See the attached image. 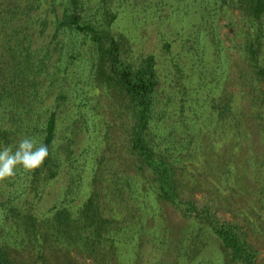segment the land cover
Segmentation results:
<instances>
[{"label":"trees","instance_id":"16d2710c","mask_svg":"<svg viewBox=\"0 0 264 264\" xmlns=\"http://www.w3.org/2000/svg\"><path fill=\"white\" fill-rule=\"evenodd\" d=\"M45 1L0 0V148L15 150L24 137L49 147L40 168L17 166L13 177L0 181V264H25L17 248L28 240L38 245L32 264L72 249L100 256L103 264H137L150 245L163 255L151 260L155 264H206L194 255L197 240L177 238L169 227L154 224L156 215L164 218L154 200L172 205L198 228H210L230 262L257 264L258 250L244 229L219 219L183 190L184 174L201 164L195 129L200 124L190 118L197 109L189 108L196 104L189 97L198 93L200 80L171 104L157 55L132 54L129 37L116 28L119 7L133 0H52L62 14L53 19L51 48H34L35 26L50 23L34 14ZM143 1L150 2L146 17L161 15L164 1L137 0L135 6ZM194 1L206 20L226 6L237 9L243 38L237 47L255 73L249 85L264 86V0H178L170 23L187 27ZM208 27L217 35L214 25ZM165 41L168 49L171 43ZM257 90L253 94L264 104V89ZM210 101L220 119L232 110L218 97ZM59 177L65 179L60 193L42 208ZM142 210L153 217L152 225ZM126 244L131 249L123 261Z\"/></svg>","mask_w":264,"mask_h":264},{"label":"rangeland","instance_id":"374dc122","mask_svg":"<svg viewBox=\"0 0 264 264\" xmlns=\"http://www.w3.org/2000/svg\"><path fill=\"white\" fill-rule=\"evenodd\" d=\"M51 1H45L40 9L34 11L35 15L41 14L50 22L45 27L42 23L35 26L37 35L34 48L44 51L46 47L51 48L48 41L54 29L53 19L57 14H62L60 6L55 7ZM163 1L165 3L161 15L148 17L143 10H146L150 2L145 4L143 1L144 4L135 6L137 0H133L130 6L121 5L120 24L116 28L123 29L129 37L132 54L157 55L162 86L165 93L173 97L171 104L178 102L181 90L194 91V81L200 80L198 93L194 92L189 97L195 99L196 104L192 103L189 108L197 109V116L191 115L190 118L198 120L200 124L195 129L198 138L196 144L202 148H199L202 152L199 157L201 164L184 174L183 190L199 206L209 205L219 219L240 225L248 240L258 250L257 264H264V104L253 94L257 89H264V86L261 82L254 83L255 89L249 85L255 73L247 55L237 47L243 40L240 16H237V9L226 6L218 16L206 20L194 1V9L191 7L188 14L190 23L183 28L170 23V16L175 13L178 0H159L160 3ZM93 2L96 4L98 1ZM180 5H186V1ZM200 25H204L203 29L206 30H200L201 37L195 39ZM208 25L215 26L217 35L211 34ZM165 40L171 43L168 49L164 48ZM172 60H176L178 68H175ZM178 80L179 83L174 86L172 83ZM212 97H218V102L232 107L225 119H220L217 112H212ZM207 99L208 103L202 105ZM195 129L191 131L193 134ZM64 182V177H59L52 183L50 191L42 200V208L47 209L52 205ZM152 203L156 211L159 206L162 208L161 214L164 217L161 219L156 215L155 225L169 227L170 235L172 233L177 238L191 236L190 240L200 243L199 246L193 245L197 258L202 256L206 264H237L228 260L223 244L209 235L210 228H198V223L183 217L166 202L154 200ZM143 212L144 220L152 225L153 217L148 216L146 210ZM195 231L198 234H194ZM37 246L34 240L18 245V256L23 263L35 262L38 258ZM123 249L122 260L126 261L131 244L124 245ZM159 254L162 255L152 245L145 247L144 255L137 264H155L151 260L155 256L161 258ZM100 258L72 249L58 251L45 264H103Z\"/></svg>","mask_w":264,"mask_h":264},{"label":"clouds","instance_id":"9594fccd","mask_svg":"<svg viewBox=\"0 0 264 264\" xmlns=\"http://www.w3.org/2000/svg\"><path fill=\"white\" fill-rule=\"evenodd\" d=\"M49 156L46 144L37 145L33 138L24 137L15 146L7 145L0 148V181H4L16 174L17 166L26 171L40 168Z\"/></svg>","mask_w":264,"mask_h":264}]
</instances>
